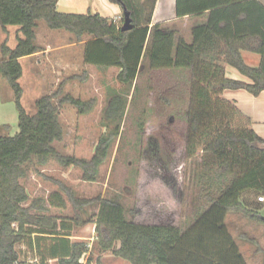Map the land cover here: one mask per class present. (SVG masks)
Returning <instances> with one entry per match:
<instances>
[{"label": "trees", "instance_id": "16d2710c", "mask_svg": "<svg viewBox=\"0 0 264 264\" xmlns=\"http://www.w3.org/2000/svg\"><path fill=\"white\" fill-rule=\"evenodd\" d=\"M58 1L0 0V27L7 33L9 26L19 27L14 48L8 39L0 43V76L13 91L19 111V130L13 135H0V264H23L17 244L27 238L30 227L59 234V225L65 224L40 214L48 210L42 199L31 200L22 183L29 174L28 165L35 159L40 165L56 159L65 167H80L85 180L97 181L120 134V121L127 107L125 97H113L107 119L120 121L100 137L90 160L60 154L53 143L64 138L61 107L71 104L84 115L94 109L96 99L87 101L63 94V82L56 92L36 100L35 113L24 106L21 59L40 51L36 44L40 20H45L49 28L73 33L78 42L86 41L85 63L103 69L118 68L117 78L123 84H133L137 79L146 53L151 69H187L193 79L188 155L193 158L200 151L205 154L199 176L208 180L209 205L182 229L128 220L124 205L116 198L99 196L91 200L71 192L76 210L98 205L95 224L100 246L115 250L133 264H246L226 218L236 212L264 223V216L254 208L264 203L259 200L264 196V138L252 128L251 118L222 93L225 89H246L258 95L264 90V4L260 0H176L177 18L207 14L205 23L192 28L189 42L176 28L163 23L152 25L157 0L150 12L147 0H109L131 12L134 28L129 31L122 30L124 16L118 23L99 13L60 12ZM243 50L261 54V66H249ZM223 63L234 66L253 82L226 77ZM151 144L155 146V140ZM50 203L65 206L58 193L51 196ZM87 251V243L75 241L64 249L58 262L82 264Z\"/></svg>", "mask_w": 264, "mask_h": 264}, {"label": "rangeland", "instance_id": "374dc122", "mask_svg": "<svg viewBox=\"0 0 264 264\" xmlns=\"http://www.w3.org/2000/svg\"><path fill=\"white\" fill-rule=\"evenodd\" d=\"M147 1L146 7L150 12L154 0ZM38 24L39 30L50 29L45 20L38 21ZM163 24L176 28L180 34L189 35L194 23L190 17ZM15 29L11 28L9 32L12 45L16 41ZM62 33L56 38L68 40L72 35L71 39L76 41L73 33ZM55 42L58 43V39ZM150 42L151 38L148 46ZM74 50L75 54L80 53V47ZM53 58L52 55L46 57L39 68L24 62L25 76L21 80L23 104L30 113L36 112L35 102L41 95L56 92L63 82V94L70 93L87 101L96 99L94 109L84 115L71 104L61 107L64 138L53 143L60 154L90 160L100 137L120 121L107 119L113 97L119 94L125 97L127 107L120 121V134L109 158L100 168L97 181L85 180L80 167H65L56 159L40 165L35 159L28 165L29 174L22 179V183L31 200L42 199L48 207L40 214L56 217L59 223L64 221L70 225V234L75 241L92 242L82 264H133L115 254V250H105L100 246L95 224L98 205L91 204L76 210L70 193L91 200L99 196L116 198L124 205L128 220L143 224H170L186 229L209 205L210 193L207 178L199 176L205 154L200 151L193 158L188 155L191 72L187 69L153 70L146 53L137 79L133 84H123L117 78L118 68L105 70L93 65L83 66L78 55L73 56L71 66H55ZM62 65L68 67L65 72L61 70ZM61 96L56 98V102ZM18 123L19 111L13 91L0 76V135L7 132L15 134L19 130ZM152 140H155V146H152ZM54 193L61 195L64 207L50 203ZM261 193L264 195V192ZM258 205L254 208H258L264 216V203ZM227 223L244 255L252 258L257 247L261 250L264 223L236 212L229 213ZM32 237L28 235L27 241ZM48 245L47 241L42 245V252L47 251ZM28 256L22 258L23 264H60L58 261L45 262L44 259L34 262ZM253 262L256 264V259Z\"/></svg>", "mask_w": 264, "mask_h": 264}, {"label": "crops", "instance_id": "0c3cea01", "mask_svg": "<svg viewBox=\"0 0 264 264\" xmlns=\"http://www.w3.org/2000/svg\"><path fill=\"white\" fill-rule=\"evenodd\" d=\"M262 4H264V0H260ZM57 9L60 12L66 13H78V14H88V13H99L102 16L115 19L119 21L124 15V9L121 5L117 3H112L109 0H59L57 3ZM184 18H190V16H186ZM193 18V27L199 24L205 23L207 20V14L203 16H192ZM183 18H177L176 16V0H157L154 15H153V23H168L174 20H180ZM11 28H16L15 34V43L12 45L9 42V32ZM19 27L17 26H9L8 33L5 32L0 27V43L8 39L9 45L14 48L17 45V30ZM49 28V27H48ZM192 30V29H191ZM66 31V30H64ZM63 29H47L43 28L39 30V24L36 29L37 38L36 44L40 47V51L27 57H23L21 62L24 66V62H30L34 66H42V63L45 61V58L49 56L55 57L53 58V64H65L68 66L73 65V56L78 55L81 62L84 65L86 64L84 60V52H85V42L73 41L71 36L69 35V39L65 38H56L57 35H62L64 32ZM68 32V31H67ZM43 34V35H42ZM185 38L191 42L192 34L184 35ZM55 39L58 43L55 42ZM75 47H80V53L75 54ZM53 52V53H51ZM243 58L245 62L252 67H260L263 61L262 55L256 52H251L249 50L242 51ZM48 55V56H47ZM44 56V57H43ZM51 60V59H49ZM64 61V62H63ZM55 62V63H54ZM94 66V65H93ZM222 66L225 68L226 77L244 81L247 83H252L253 80L243 73H241L234 66L223 63ZM68 67H64L62 65V72H65V69ZM115 69V67L107 68L105 70ZM120 71V70H119ZM119 73V72H118ZM25 76V66H24V75L21 80ZM223 97L233 101L236 106L243 112L245 115L251 118L252 120V128L255 132L262 138H264V90L260 92L258 95H254L246 89H225L222 93ZM229 215V214H228ZM228 217V216H227ZM63 223V221H60ZM227 223V218H226ZM60 228L58 229L59 234H50L40 230L37 226L30 227L29 236H33L32 239H25L24 241L17 244V249L20 254V262H22V258L25 255H30L27 258L32 259L30 261L38 262L40 259H44L45 262H53L58 261L59 257L63 254L64 249H68L71 243L75 242L73 236H66L63 233H70V225L68 224H60ZM62 226V228H61ZM228 226V223H227ZM229 228V227H228ZM234 237V236H233ZM69 239V243L65 239ZM235 238V237H234ZM48 242V248L46 252H42L43 244ZM77 241V240H76ZM88 246L92 244V242L87 243ZM239 246V245H238ZM261 250L258 251V247L255 250V255L251 256L252 258H248V256L244 255L241 251L242 255L245 258L246 264H254L253 260L256 259V264H264V244L263 241H260ZM240 249V248H239ZM87 253V252H86ZM85 253V254H86ZM32 254V256H31ZM84 254V255H85ZM83 255V256H84ZM251 259V260H249ZM258 259V260H257ZM83 257L81 258V262Z\"/></svg>", "mask_w": 264, "mask_h": 264}, {"label": "water", "instance_id": "95a60500", "mask_svg": "<svg viewBox=\"0 0 264 264\" xmlns=\"http://www.w3.org/2000/svg\"><path fill=\"white\" fill-rule=\"evenodd\" d=\"M133 28H134V24H133L131 12L126 7H124V22L122 25V30L129 31Z\"/></svg>", "mask_w": 264, "mask_h": 264}, {"label": "built area", "instance_id": "2783aa9c", "mask_svg": "<svg viewBox=\"0 0 264 264\" xmlns=\"http://www.w3.org/2000/svg\"><path fill=\"white\" fill-rule=\"evenodd\" d=\"M259 200L264 202V196H260Z\"/></svg>", "mask_w": 264, "mask_h": 264}]
</instances>
